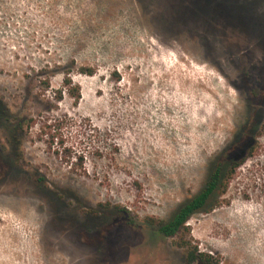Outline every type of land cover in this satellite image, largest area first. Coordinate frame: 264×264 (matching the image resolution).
<instances>
[{
    "label": "rangeland",
    "instance_id": "1",
    "mask_svg": "<svg viewBox=\"0 0 264 264\" xmlns=\"http://www.w3.org/2000/svg\"><path fill=\"white\" fill-rule=\"evenodd\" d=\"M0 100V264H187L146 219L233 146L187 238L264 264V0H0Z\"/></svg>",
    "mask_w": 264,
    "mask_h": 264
},
{
    "label": "trees",
    "instance_id": "2",
    "mask_svg": "<svg viewBox=\"0 0 264 264\" xmlns=\"http://www.w3.org/2000/svg\"><path fill=\"white\" fill-rule=\"evenodd\" d=\"M82 72L89 75L93 74V70L91 68H83ZM72 84L73 81L70 78H67L65 80V86H68V88L70 87L69 90H73L70 94L79 98V88L76 86L72 87ZM75 90H78L79 94H75ZM58 98L61 99V96H59ZM0 122L2 124H7V128L11 131L10 143H14L15 141L17 142V140H14L17 136V130L13 128V126L17 128V124H14L12 122L9 114H7L5 105L1 100ZM25 125L28 128H31L33 126V118L22 117V138L25 134ZM241 139L242 138L240 136V138L236 139L234 144L239 140L241 141ZM234 147L235 146L230 147L231 150H234ZM230 148L225 150V154L220 155L219 158L213 163L212 168L210 169L209 176L203 188L195 196L183 202L170 218L157 219L154 217H149L146 219L149 226L153 227L156 233L166 238H175V241L173 243L177 247L183 249L187 264H220V262L213 256L208 253L199 251L197 246L192 245L191 240L187 238L189 233L187 222L194 214L198 212L209 211L214 199L218 195H223L226 193L227 177L235 170V168L240 166L248 156V154L244 155L241 159H237V157L234 156L231 157L229 156Z\"/></svg>",
    "mask_w": 264,
    "mask_h": 264
}]
</instances>
